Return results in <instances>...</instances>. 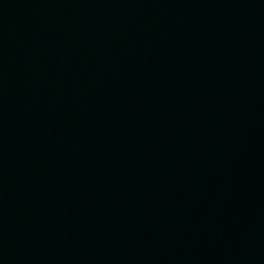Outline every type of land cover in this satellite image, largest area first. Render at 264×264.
<instances>
[{
  "label": "water",
  "instance_id": "1",
  "mask_svg": "<svg viewBox=\"0 0 264 264\" xmlns=\"http://www.w3.org/2000/svg\"><path fill=\"white\" fill-rule=\"evenodd\" d=\"M3 0H0V4L2 3Z\"/></svg>",
  "mask_w": 264,
  "mask_h": 264
}]
</instances>
